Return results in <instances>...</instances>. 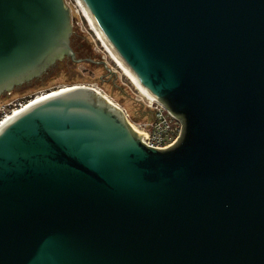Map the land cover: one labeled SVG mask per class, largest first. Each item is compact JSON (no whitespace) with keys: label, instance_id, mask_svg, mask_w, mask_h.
Segmentation results:
<instances>
[{"label":"water","instance_id":"water-1","mask_svg":"<svg viewBox=\"0 0 264 264\" xmlns=\"http://www.w3.org/2000/svg\"><path fill=\"white\" fill-rule=\"evenodd\" d=\"M79 1L182 131L147 145L86 85L3 121L0 264H264V0ZM73 26L66 0H0V95L109 68Z\"/></svg>","mask_w":264,"mask_h":264},{"label":"rangeland","instance_id":"rangeland-1","mask_svg":"<svg viewBox=\"0 0 264 264\" xmlns=\"http://www.w3.org/2000/svg\"><path fill=\"white\" fill-rule=\"evenodd\" d=\"M74 9V8H73ZM74 34L72 45L78 57L105 61V64L82 61L72 65L60 63L44 79L0 95V117L19 102L31 100L45 92L72 85L92 86L125 112L138 131L148 130L156 118L157 104L126 74L99 39L95 29L75 9L72 12Z\"/></svg>","mask_w":264,"mask_h":264},{"label":"built area","instance_id":"built-area-1","mask_svg":"<svg viewBox=\"0 0 264 264\" xmlns=\"http://www.w3.org/2000/svg\"><path fill=\"white\" fill-rule=\"evenodd\" d=\"M71 7V12L75 9L76 13L82 18L84 17L89 23L90 20L84 9V6L79 0H66ZM74 8V9H73ZM91 25V23H90ZM30 100V99H29ZM29 100L19 102L9 111L5 112L0 117V124L11 116L15 111V108H21L29 103ZM156 106V118L151 122V127L148 130H142V140L150 146L156 148H167L174 144L182 131V121L172 114L163 104L156 100H152Z\"/></svg>","mask_w":264,"mask_h":264},{"label":"bare ground","instance_id":"bare-ground-1","mask_svg":"<svg viewBox=\"0 0 264 264\" xmlns=\"http://www.w3.org/2000/svg\"><path fill=\"white\" fill-rule=\"evenodd\" d=\"M85 9V8H84ZM86 11V10H85ZM87 13V12H86ZM87 16L91 22V25L93 26V28L95 29L99 39L104 43V46L106 47V49L110 52L111 56L116 60V62L119 64V66L124 69V71L126 72V74H128L132 80L152 99L155 100V97L140 83V81L135 77V75L131 72V70L128 68V66L123 62V60L119 57V55L115 52V50L112 48V46L109 44V42L106 40V38L103 36V34L101 33V31L98 29V27L96 26V24L94 23L93 19L88 15ZM72 86H77V84L72 85ZM72 86H64L62 88L56 89V90H52V91H48L45 92L39 96H36V98H32L31 100H29V103L27 105L23 104V108L16 111L14 114H17L19 112H21V110L47 98L48 96H52L60 91H63L65 89H69ZM97 90V89H96ZM99 91V90H98ZM14 114H12L11 116H9L8 118H11ZM7 118V119H8Z\"/></svg>","mask_w":264,"mask_h":264},{"label":"trees","instance_id":"trees-1","mask_svg":"<svg viewBox=\"0 0 264 264\" xmlns=\"http://www.w3.org/2000/svg\"><path fill=\"white\" fill-rule=\"evenodd\" d=\"M62 62L66 63L67 66L70 65V64L72 65V63H73L71 60H64V61H62ZM62 62H60V63H62ZM60 63H59V64H60ZM69 63H70V64H69ZM40 80H41V79H40ZM34 81H37V80H34ZM34 81H33V82H34ZM31 83H32V82H31Z\"/></svg>","mask_w":264,"mask_h":264},{"label":"flooded vegetation","instance_id":"flooded-vegetation-1","mask_svg":"<svg viewBox=\"0 0 264 264\" xmlns=\"http://www.w3.org/2000/svg\"><path fill=\"white\" fill-rule=\"evenodd\" d=\"M22 108H23V106H22L21 108H19V107H18V108H15L14 111L16 112V111H18V110H20V109H22ZM15 112H14V113H15ZM14 113H13V114H14Z\"/></svg>","mask_w":264,"mask_h":264}]
</instances>
